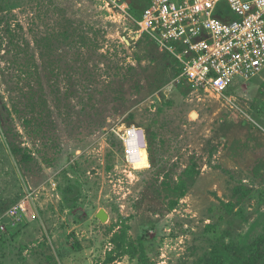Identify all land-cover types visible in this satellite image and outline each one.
Returning <instances> with one entry per match:
<instances>
[{
  "label": "rangeland",
  "instance_id": "1",
  "mask_svg": "<svg viewBox=\"0 0 264 264\" xmlns=\"http://www.w3.org/2000/svg\"><path fill=\"white\" fill-rule=\"evenodd\" d=\"M147 3L0 0L37 65L13 66L0 48V264H97L121 224L149 264H204L218 242L208 225L238 243L262 231L264 70L192 101L141 31ZM47 34L52 52L33 43Z\"/></svg>",
  "mask_w": 264,
  "mask_h": 264
},
{
  "label": "built area",
  "instance_id": "2",
  "mask_svg": "<svg viewBox=\"0 0 264 264\" xmlns=\"http://www.w3.org/2000/svg\"><path fill=\"white\" fill-rule=\"evenodd\" d=\"M139 24L176 61L192 101L264 70V0H148Z\"/></svg>",
  "mask_w": 264,
  "mask_h": 264
},
{
  "label": "trees",
  "instance_id": "3",
  "mask_svg": "<svg viewBox=\"0 0 264 264\" xmlns=\"http://www.w3.org/2000/svg\"><path fill=\"white\" fill-rule=\"evenodd\" d=\"M62 20L71 23L65 14L58 13ZM0 48L5 46L3 54L5 58L12 63L13 66L26 68L27 72L33 73V69L36 68V56L32 51L31 41L25 33L24 25L17 20L12 21V15L0 16ZM32 31V28H30ZM64 38H70L73 36L68 29L62 32L56 31ZM34 36L35 44H44L46 51L52 52V37L48 36ZM22 56L25 57L23 61ZM11 60V61H10ZM34 96L28 97L29 104L32 105ZM25 123H30V120L26 118ZM225 206L229 212H232L235 208V202H227ZM121 224L118 230L113 233L111 237L110 249L107 252V256L104 261L97 264H119V259L128 255L131 258L138 257L140 264H149V257L145 249V245L142 237L135 240L130 236V226L125 224L126 228ZM207 232L212 234L218 242L214 245L211 252L207 254L204 259V264H264V224L262 231L259 235L254 236L251 242L238 243L234 239L226 241V237L229 232L220 230L217 226L211 224L207 226ZM227 233V234H226ZM76 246L81 248V244L77 241Z\"/></svg>",
  "mask_w": 264,
  "mask_h": 264
},
{
  "label": "water",
  "instance_id": "4",
  "mask_svg": "<svg viewBox=\"0 0 264 264\" xmlns=\"http://www.w3.org/2000/svg\"><path fill=\"white\" fill-rule=\"evenodd\" d=\"M98 217L102 220V221H104V222H106L107 220H108V218H109V215H108V213L105 211V210H100L99 212H98Z\"/></svg>",
  "mask_w": 264,
  "mask_h": 264
},
{
  "label": "bare ground",
  "instance_id": "5",
  "mask_svg": "<svg viewBox=\"0 0 264 264\" xmlns=\"http://www.w3.org/2000/svg\"><path fill=\"white\" fill-rule=\"evenodd\" d=\"M196 115H197V113L194 114V116H196ZM127 147H128V146H127ZM128 152H129V149H128Z\"/></svg>",
  "mask_w": 264,
  "mask_h": 264
}]
</instances>
